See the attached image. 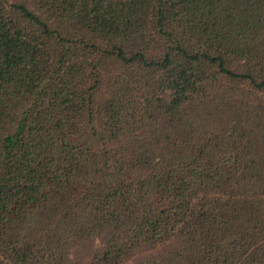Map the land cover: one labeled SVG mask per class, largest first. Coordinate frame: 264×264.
Returning a JSON list of instances; mask_svg holds the SVG:
<instances>
[{
	"label": "trees",
	"instance_id": "obj_1",
	"mask_svg": "<svg viewBox=\"0 0 264 264\" xmlns=\"http://www.w3.org/2000/svg\"><path fill=\"white\" fill-rule=\"evenodd\" d=\"M139 251L264 264V0H0V264Z\"/></svg>",
	"mask_w": 264,
	"mask_h": 264
},
{
	"label": "rangeland",
	"instance_id": "obj_2",
	"mask_svg": "<svg viewBox=\"0 0 264 264\" xmlns=\"http://www.w3.org/2000/svg\"><path fill=\"white\" fill-rule=\"evenodd\" d=\"M100 242L95 241L89 245H82L80 246L76 252L75 256H82V258L90 257L92 252L99 246ZM145 255L144 252H137L135 254H132L130 257H128L123 264H136L141 258H143Z\"/></svg>",
	"mask_w": 264,
	"mask_h": 264
}]
</instances>
